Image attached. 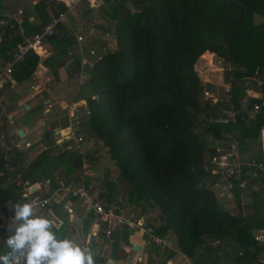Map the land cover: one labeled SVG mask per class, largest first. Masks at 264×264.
Returning <instances> with one entry per match:
<instances>
[{"label": "trees", "instance_id": "16d2710c", "mask_svg": "<svg viewBox=\"0 0 264 264\" xmlns=\"http://www.w3.org/2000/svg\"><path fill=\"white\" fill-rule=\"evenodd\" d=\"M104 3L114 21L115 50L93 63L73 101L85 102L88 134L106 149L119 178L129 186L127 202L155 205L162 219L155 233L170 231L178 252L194 264H257L264 244L254 240L253 231L264 229L259 215L264 209V180L250 181L259 184L260 190L249 193L251 213L243 217L238 180L228 178L238 213L223 210L209 187L214 180L208 184L212 177L204 158L210 153L195 131L207 104L213 112L211 119L229 107L238 111L244 90L233 87L227 100L202 102L203 88L209 85L201 84L194 67L208 52L236 68L232 78L252 75L256 68L263 70L264 0H136L133 11L107 0ZM47 6L52 16L67 12L61 2L49 1ZM31 8L35 22L22 21L24 36L39 33L50 19L44 1ZM254 17L259 22L254 23ZM3 30L0 58L5 61L22 43L23 35ZM46 40L52 54L43 65L57 79V60L71 50L73 36L64 32L60 38L54 34ZM67 57L73 59L69 65L76 72L78 60L74 55ZM37 60L33 53L25 54L14 63L10 75L16 82L28 79ZM223 74L228 82L229 72ZM206 124V132L217 139L222 133L237 142L242 163L261 159L260 149L256 154L248 147L257 145V134L264 128V106L250 119L239 113L234 122ZM237 129L245 132L244 139L231 135ZM27 151L14 152L13 161L23 164ZM58 159L41 152L25 165L24 178L35 182L44 172L41 168L54 166ZM79 167L75 159L72 170ZM240 179L245 178L240 175ZM48 180L52 189L54 181ZM3 183L0 179L1 204L18 196V188L1 187Z\"/></svg>", "mask_w": 264, "mask_h": 264}, {"label": "crops", "instance_id": "0c3cea01", "mask_svg": "<svg viewBox=\"0 0 264 264\" xmlns=\"http://www.w3.org/2000/svg\"><path fill=\"white\" fill-rule=\"evenodd\" d=\"M24 1L25 5L17 7L15 10L11 9L6 1H4L3 10L0 1V19L5 15L20 11L22 21L26 19L28 23H34L31 7L35 3L44 1L49 18L52 16V12L49 6H47L48 2L56 1L63 3L62 0ZM107 1H110L115 6L127 8L130 11L135 10L136 0ZM104 2L105 0H72L66 4L63 3L65 7L70 6L71 8L70 11L65 13L66 18L71 13L74 16V21L69 22L66 20L64 24L56 29V35L60 38L64 32H70L73 36L74 45L66 55L57 60L59 67L57 79L43 65L44 59L52 54L51 46L46 39L42 41V48L47 55L46 57H38L36 66L28 79L16 82L10 74L4 73V60L0 58V135L6 142L14 144L21 143V140L16 138L15 135L10 136V134L17 129L23 132L24 142L28 143L29 147L20 150V152L28 150L23 157L22 166L32 162L42 152L43 148H47L46 152L51 156L52 160L59 158L54 166L41 168L44 172L41 173L36 182L50 178L54 181V178L58 177L61 180H71L76 184L80 182L78 176L79 169L72 170V164L75 159L79 158L75 152L67 149V147L72 145V140H70L72 133L84 135L86 137L84 142H82L84 143V147H80V144H82L80 143L79 148L84 153V160L90 165V181L93 184L97 200L104 206L119 204L127 215H132L133 217L143 216L150 219L153 222L154 234L167 246L163 248L157 247L151 244L148 237L140 231H130L125 228H114L109 236H105L102 227L92 222L90 216L78 201L64 193L56 191L54 182L52 189L49 185H41L35 194L54 200V203H50L45 210H36L37 214L47 216L58 222L59 225L53 229L58 237H66L71 239L75 244L89 247L95 254V264H173L172 259L176 253L185 260L187 258L178 252L175 239L170 231H165L160 235L155 233L156 229L162 225L158 208L147 201H137L134 204L127 202L129 186L119 178L114 162L109 158L106 149L98 140L89 136L86 123L87 118H81L79 126L74 129L71 128V130L68 129V116L72 107H75L77 114L81 116V110L85 102L83 100L73 101L79 85L83 83L80 84L81 81L75 77V71L69 65L73 59L68 60L67 56L74 55V59L79 60L80 57H83L90 62H94L104 55L105 52L109 53L115 50V40L113 37L114 21L109 18L110 7ZM44 25L41 27V31ZM20 29L23 34L24 31L21 25ZM3 31V28L0 27V40L4 39ZM16 31L20 35L18 30ZM30 35L28 34L27 36ZM76 36H81L82 42L77 43L75 40ZM90 50L94 52V55H89ZM199 64L195 65V71L196 68H199ZM203 82L205 81L203 80ZM204 84L208 85V83ZM72 87H74L73 89L76 92L74 95ZM203 99H205V96H203ZM44 101L48 103L47 106L44 105ZM45 109H47L49 114L47 118L44 115ZM201 120L200 129L203 132L198 133L197 128L195 130L197 129L196 132L205 142L206 150L210 153L205 155L204 160L207 161L212 155H218V153L216 154V150L217 152L219 150L212 146V144L213 142L215 143L214 140L217 141L221 138L222 133L218 134L220 136L218 139L213 133H207L206 129L208 127L206 123L212 119L203 118ZM70 132V139H65L67 137L60 138L64 149L55 147V142L60 135H67ZM56 135L58 136L56 137ZM231 135L240 139L245 138V132L239 129L234 130ZM257 136L259 137L260 150L262 152V147L264 150V129L259 130ZM221 156L227 157L225 160L229 159L227 155L223 154ZM221 180L215 179L213 187L217 184H223L225 189L228 190L227 181L224 180L222 182ZM254 185L252 192H258L260 185ZM6 186L9 185L6 183L1 185V187ZM221 196H224L227 201L219 203L216 200L218 205L221 207L225 206L229 210L235 208L236 213H238L230 192H227V195ZM245 197L247 200H250L248 196H240V213L243 217H246L244 215H250V213L245 214L244 211L246 208L243 205H247V202L244 200ZM261 231H264V229L254 230L253 232ZM8 251L9 249L6 245L0 243V254H6ZM158 260H160L159 263ZM189 264H191L190 261Z\"/></svg>", "mask_w": 264, "mask_h": 264}, {"label": "built area", "instance_id": "2783aa9c", "mask_svg": "<svg viewBox=\"0 0 264 264\" xmlns=\"http://www.w3.org/2000/svg\"><path fill=\"white\" fill-rule=\"evenodd\" d=\"M66 9L67 11H70L71 8L70 6H66ZM65 22L66 14L58 13L57 15L50 17L49 21L44 25L41 32L33 33L30 36H24L20 29V25L22 23L20 11H17L14 14L3 16V18L0 19L1 28H5L10 31L18 30L20 35H23L22 43L18 45L10 54L9 58L4 61V73L10 74L14 63L20 61L25 56V54L29 52L35 54L37 57H46L47 54L42 48V41L56 34V29ZM75 40L77 43L82 42L81 36H76ZM204 54H210V58H212V60L216 56L214 53L207 52ZM204 54H202L200 58L205 59L203 58ZM89 55H94V52L90 50ZM212 60L210 59L208 63L206 62V65L211 67ZM94 62H90L85 58L80 57L78 60L77 71L74 74L75 77H77L80 81L84 79L85 75L88 74V71L91 69ZM219 70L229 72V81L223 82L221 84L223 93L226 97L225 100L229 98V94L233 87L242 88L244 90V95L239 101L240 109L238 111H234L231 107L223 109L219 112L220 116L218 118L212 119L213 121L210 120L208 123L213 122V124L220 125L228 124L229 122H234L236 115L239 113L244 114L247 119L252 118L253 115L258 113L261 107L264 106V69L259 70V68H256L252 75L244 76L240 79L232 78L233 71L230 67H221V69L211 68L210 71L218 72ZM202 95L205 96V101H210L212 104L217 101H221L215 95L207 94V90L204 88ZM250 99H256L258 102L250 103ZM47 105L48 103L46 106ZM87 116L88 111L86 110L85 106H83V109L81 110V116L77 114L76 108L72 107L68 116V129L71 130V128L74 129L75 127L79 126L81 118H87ZM263 129V127L260 128V130ZM71 132L67 135H60V137L55 142V147L58 149H64V147L61 145L60 138L67 137L65 139H70ZM85 138L86 137L82 134L72 133L70 139L72 140V145L67 147V149L76 153L81 162L78 170L80 182L76 184L71 180H61L58 177H55L54 184L56 191L64 193L70 198L78 201L81 204V207L90 216L92 222L102 227L105 236H109L114 228H125L130 231H140L142 234L148 237V240L151 244H154L157 247L163 248L167 246V244L161 241L154 234L153 222L151 220L143 216L133 217L132 215H127L124 213L122 207L119 204L104 206L97 200L93 184L90 181V165L84 160V153L79 148V144L84 142ZM28 147L29 144L25 142L14 144L8 143L0 135V179L4 180V183L18 188V196L13 201L5 204L0 203V243H3V241L11 234L8 231V228L14 224L12 220V209L16 203L31 202L34 204L36 210L40 211L45 210L50 203H54L52 198L48 199L44 196L35 195L41 185H49V180H44L41 182L29 181L27 178H24L25 166H22V164L19 162H14L12 159L14 152L26 149ZM229 149L231 152L227 155L229 159L225 160L227 157L212 155L211 158L205 161V165L208 166L210 170L209 173L214 180L217 178L219 179L220 177H225L227 180L230 177L238 180V187L241 191V195L249 197L252 187L255 186L254 184H250V181L258 179L264 180L263 147L260 160L251 158L247 161H244L243 163L240 161L237 154L236 142L234 140L229 142ZM46 150L47 148H43L42 152ZM217 153L218 152L216 150V154ZM216 160L218 161L216 162ZM240 175H242L245 179H240ZM33 185L36 186L35 190L29 192L28 189ZM38 197H41V199H38ZM53 222L55 227L59 225L56 220H53ZM261 233V235H254V240L259 243H264V231H261ZM256 263L264 264V259L260 258L256 260Z\"/></svg>", "mask_w": 264, "mask_h": 264}, {"label": "clouds", "instance_id": "9594fccd", "mask_svg": "<svg viewBox=\"0 0 264 264\" xmlns=\"http://www.w3.org/2000/svg\"><path fill=\"white\" fill-rule=\"evenodd\" d=\"M12 211L14 224L3 241L9 251L0 254V264H95L89 247L58 237L53 220L38 215L33 203H16Z\"/></svg>", "mask_w": 264, "mask_h": 264}, {"label": "rangeland", "instance_id": "374dc122", "mask_svg": "<svg viewBox=\"0 0 264 264\" xmlns=\"http://www.w3.org/2000/svg\"><path fill=\"white\" fill-rule=\"evenodd\" d=\"M1 1V4H2V9H3V6H4V1H6V3L10 6L11 9H16L17 7H23L25 5V1L24 0H0ZM64 4L68 3V2H71L72 0H62ZM84 2V1H83ZM4 10V9H3ZM66 20H68L69 22L70 21H74V16L69 13L67 15V18ZM254 23H257L259 22V19L257 17H254L253 19ZM211 57L210 54H207ZM200 64H199V68H196V72L199 76V78L205 82L202 83V81L200 80L201 84H204V83H208L209 85V88H208V85H207V88L208 89H205L207 90V94H211L213 93L218 99L222 100V99H226L224 93H223V89L221 87V84L224 82V74H223V71H218V72H212L210 71L211 68L212 69H216V68H220L221 67H230L231 70L234 72H236V68L230 64H226L225 62H223L219 57L215 56L212 60V58H209V60L211 59V63H212V66L209 67L206 65V62L208 63V59H202L200 58ZM239 71V70H238ZM88 78V74L85 75L84 79L81 80L80 84L81 83H84ZM229 80V79H228ZM80 86V85H79ZM74 87H72V92H73V95L76 93L75 90L73 89ZM79 88V87H78ZM203 96H202V102H203ZM208 106L209 104H207V108L205 110L204 113L201 114V119L203 118H211L213 117V112H211L209 109H208ZM203 116V118H202ZM202 124V123H201ZM196 128L198 129V133L200 132H203L202 129H200V122L198 123V125L196 126ZM196 129V130H197ZM195 130V131H196ZM197 133V132H196ZM197 133V134H198ZM229 135L228 134H222L221 138L218 139L217 141H215V143L213 142L212 146H214L215 148H217L219 150L218 152V156H221V155H228L230 154V149H229V142H231L233 139H229ZM261 144L259 143V139H258V143L257 145H254L252 144L250 146V148L248 147L249 151L250 149L257 154V150L258 149H261ZM80 147H84V143L80 144ZM238 144L236 142V148L238 149ZM40 148V147H39ZM100 148H101V145H100ZM236 149V150H237ZM251 152V151H250ZM207 154V153H206ZM246 156L248 155V153L245 154ZM218 179V178H217ZM222 179L221 181L224 182V180L227 181V178L225 177H220L219 180ZM209 180L210 182H212L211 180H214L213 178L211 179H208V184H209ZM210 189L212 190L213 194H214V197L217 201H219V203H223V202H226V198H224V196H221V195H227V192H229V190H226L225 189V186H223V184H217L216 186L213 187V184L211 185L210 184ZM244 200L248 203L249 200H247V198L245 197ZM220 206V205H219ZM246 209H244L245 211V214H249L251 213V210L247 207V205H243ZM221 207V206H220ZM223 210H227L230 214H233V215H236V211H235V208H233L232 210H229L227 207L225 206H222L221 207ZM261 218L264 220V210L263 211H260V214ZM244 216H248V215H244ZM150 220V219H149ZM254 235H261L262 233L261 232H253ZM264 236V235H263ZM260 244H264V243H261ZM198 253V251L196 252V254ZM264 259V251L262 253L259 254L258 259ZM160 260H158V263H159ZM189 261L191 264H194V261L191 260V259H183L180 255H178L177 253L175 254V256L173 257L172 259V262L173 264H189ZM163 262V261H162ZM196 262V261H195ZM155 263H157V261H155ZM198 263V261H197Z\"/></svg>", "mask_w": 264, "mask_h": 264}, {"label": "water", "instance_id": "95a60500", "mask_svg": "<svg viewBox=\"0 0 264 264\" xmlns=\"http://www.w3.org/2000/svg\"><path fill=\"white\" fill-rule=\"evenodd\" d=\"M105 54H107V52H105ZM45 102H46V101L43 102L44 105L47 104V103H45ZM44 115H45L46 118L48 117L49 114H48L47 109L44 110ZM12 135H15L16 138L20 139L21 142L24 143V139H23L24 134H23V132H22L20 129H17V130H15L14 132H12V133L10 134V136H12ZM57 136H58V135H56V137H57ZM35 188H36V186L33 185V186H31V187L28 189V191H29V192H32V191L35 190ZM38 199H41V197H38ZM136 249H139V248H136Z\"/></svg>", "mask_w": 264, "mask_h": 264}]
</instances>
